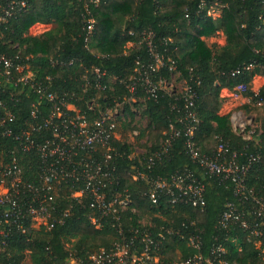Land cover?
I'll return each instance as SVG.
<instances>
[{
    "label": "trees",
    "instance_id": "1",
    "mask_svg": "<svg viewBox=\"0 0 264 264\" xmlns=\"http://www.w3.org/2000/svg\"><path fill=\"white\" fill-rule=\"evenodd\" d=\"M202 2L224 6L221 17L208 16L207 9L200 10ZM30 10L6 25L0 26V55L10 57L20 55L28 62L36 82L47 87L48 93L56 97L55 102L64 101L74 105L89 124L99 119L100 107L124 103L126 121L121 122L111 145L115 154L112 167L115 168L114 184L107 190L109 199L119 196L129 203L123 214V227L128 234L131 230H149L153 234L163 228L178 230L179 235L170 237L162 246V257L168 262L188 259L196 254L189 246V237H197L208 249L215 240L222 242L227 236L237 235L238 245L227 242L228 260L236 264H264L254 241H249L242 230L235 234L221 228V221L229 204L240 205L241 199L235 195L234 184L223 182L218 177H205L201 169L191 159L188 149L189 137L184 133L185 126L179 119L186 115L184 95L177 91L162 89L157 99H146L140 89L137 103H132L127 88L138 63L152 62L146 44H140L144 32H153L154 43L160 54L177 62V71L196 92V112L201 121L193 143L200 155H212L215 147L223 142L231 152L240 155V163L250 158H258L245 177L248 189L264 196V107L244 105L241 109L255 114V131L252 141L246 142L233 131L231 116H220L223 106L221 92L234 91L243 85V97L255 102L264 97V87L256 94L252 90L255 77L264 78V0H102L96 8L91 0H29ZM95 17L97 26L87 47L85 38L87 9ZM55 27L41 35L30 36L29 29L36 25ZM131 33L133 35H131ZM223 33L224 47H209L204 38L209 39ZM133 44L131 49L127 44ZM18 46V48H16ZM76 60L74 66L61 69L54 63ZM82 64V66H81ZM256 65L254 70L245 68ZM91 67L107 72L115 84L101 93L96 90L94 77L88 75L87 85L84 75ZM240 73L233 76L234 72ZM173 74L162 69L156 82L172 83ZM192 76L196 82H191ZM109 81V80H108ZM123 82V83H122ZM20 92V91H19ZM18 92V93H19ZM9 111L16 117L15 124H8L14 132L21 129L31 118L32 105L39 103L38 95L25 92L17 95L19 103L6 96ZM97 99L99 105L94 111L90 104ZM54 104L43 100L38 107L40 118L46 120L53 114ZM66 111V110H65ZM138 112V114H136ZM243 112V111H241ZM75 115V113H70ZM4 112L0 111V120ZM140 116V120L137 117ZM257 126L256 128V124ZM182 131L166 150V140L170 138V127ZM250 130V129H249ZM138 131L141 148L145 154L133 157L134 144L129 143L130 133ZM0 130V162L14 156L24 169V180L38 182L41 175V162L36 155L25 154L19 143L2 136ZM43 137L53 138V128L43 132ZM158 152L160 160L148 169V160ZM96 157L100 158L99 155ZM142 171L147 178L171 181L175 175L196 172L205 183L203 210L190 204L167 206L160 202L155 205L149 199V187L145 181H135L136 171ZM79 186H84L80 184ZM57 203L61 209L70 211L64 226L53 231H39L27 225V233L15 235L9 240L6 258L11 264H71L72 260L88 262L89 257L103 249H109L118 235L107 225L96 229L89 221L93 214L88 198L79 205L65 200L74 191L71 185H62ZM131 238V234H128ZM49 249V250H48ZM27 251H29L27 253Z\"/></svg>",
    "mask_w": 264,
    "mask_h": 264
},
{
    "label": "built area",
    "instance_id": "2",
    "mask_svg": "<svg viewBox=\"0 0 264 264\" xmlns=\"http://www.w3.org/2000/svg\"><path fill=\"white\" fill-rule=\"evenodd\" d=\"M101 2L102 0H91L96 8ZM199 9L202 11L207 9L208 16L212 17L217 13L221 15L224 6L219 3L210 5L202 2ZM29 10V0H0V26L8 24ZM86 12L84 30L88 47L95 34L97 21L89 9ZM154 38L153 32L142 34L140 44L147 45L152 62L137 64L134 75L127 84L132 96L131 101L133 104L137 103L140 89L147 96L142 101L157 99L159 91L163 88L174 92L178 90L184 95L186 115L181 117L179 122L185 126L184 133L189 137L188 149L191 159L205 177H218L223 182L231 181L234 184L235 195L241 199L238 206L228 205L221 221V228L228 230L229 234H235L239 229L245 232L249 241H254L264 263V196L253 189H248L245 183L247 173L258 162V158L252 157L242 164L240 155L231 152L229 146L223 142L215 147L212 155H200L193 143L201 123L195 106L196 92L187 81H182V86L178 85L177 81L181 78V73L177 71V62L171 57L166 58L160 54ZM133 46L132 44L131 47ZM30 59L24 60L20 55L14 57L0 55V111L4 112L0 120L1 134L19 143L25 154L36 155L41 162L38 182L24 180V169L14 154L12 159L0 162V264H11L10 259L5 257L8 253L9 240L15 235L26 234L27 225L37 231L40 229L53 231L56 227L66 224L70 211L61 209L60 204L57 203L58 189L62 185H71L74 190L70 196H64L65 200L81 205L84 203L83 200L90 199L93 214L89 216V221L96 229H102L107 225L118 235V239L109 249L92 254L87 263L72 260L71 264H236L228 260L225 244L231 242L238 245L237 235L233 238L227 236L222 242L216 239L215 244L205 250L199 238L189 237V246L196 251V254L188 259L180 258L173 262H168L162 257V246L170 237L178 236V230L163 228L155 235L149 230L132 229L128 233L132 235L130 238L123 227V214L128 209V201L119 196L109 199L107 194V190L115 182L113 176L115 168L111 165L115 154L111 140L120 139L117 131L121 122L126 121L123 109L126 102H119L113 108L109 105L106 108L100 107L99 119L89 124L86 117L74 105H68L64 101L55 102V95L49 94L47 87L36 82V77L28 63ZM76 63L77 61L72 59L54 64L63 69ZM255 66H247L245 70H254ZM164 68L173 74V83L170 85L156 82L157 74ZM86 72L84 80L87 85L90 83L88 75L91 74L96 83V90L101 93L115 84V79L110 78L107 72L99 68L91 67ZM239 73V71L234 72L233 76ZM192 81L197 85L199 83L193 76ZM25 90L38 95L39 103L32 105L30 120L20 133H16L11 126L8 127V124L16 123V117L8 109L6 96L11 94V101L15 100L18 104L17 95ZM234 91L233 96L242 99L243 106L247 104L256 108L264 107V97H258L255 102L243 97L245 86L241 85ZM43 100L54 104L53 114L46 120L40 118L38 109ZM96 100L90 104V109L93 111L99 107ZM239 112L231 116L233 131L243 137L244 141L250 142L255 134L253 119L246 120L243 116L245 121H242L241 114H245ZM51 128H53V138L43 137V132L50 131ZM170 130V138L166 140L164 153L171 146L172 140L181 137L182 131L173 126ZM132 138L137 140L139 132L135 131ZM144 154L145 152L142 154L135 152L133 157ZM160 159V153L155 152L148 160V169L151 170L156 163L155 160ZM195 173L187 171L183 175H175L169 182L164 179L147 178L146 174L139 170L132 176L135 181L146 182L149 187V199L155 205L160 202L171 207L190 204L195 209L203 210L206 206V186ZM80 184L84 186H79Z\"/></svg>",
    "mask_w": 264,
    "mask_h": 264
},
{
    "label": "rangeland",
    "instance_id": "3",
    "mask_svg": "<svg viewBox=\"0 0 264 264\" xmlns=\"http://www.w3.org/2000/svg\"><path fill=\"white\" fill-rule=\"evenodd\" d=\"M212 17L217 20L221 17V15H220V13H217V14L212 15ZM54 27H55V24H51V25H48L46 27L33 28L32 30H29V35L30 36H40L42 34H45L49 31H51ZM203 40H205V42L207 43V45L209 47H212L214 45L224 47L226 45L225 44L226 43V37L224 36L223 33H219L216 37H213V38H209V39L204 38ZM131 46H132V44L126 45V47L128 49H131L132 48ZM261 78L260 79L254 78L255 80H253L252 90L255 93H258L259 90L264 87V79H261ZM178 85L182 86L183 83L179 81ZM233 94H235V91L223 90L221 92L220 96L223 100V106L221 108L220 114L223 116H225V115L227 116L229 114L240 113L239 111H243L245 115L241 114L242 121H245L244 117L246 118V120L251 118V117L254 118V116H255L254 113L249 114L248 111H244V109L243 110L241 109V107H243V104H244L243 100L237 99L235 96H233ZM140 119H141L140 116H138L137 120L139 121ZM255 126L257 128V126H259V123H258V125L256 124ZM132 136H133V132L130 133V137L128 139L129 143L134 144L136 154H142L144 152V150L141 148V146L146 144V140L143 139L139 143L138 140H134L132 138ZM24 264H30L28 259L24 262Z\"/></svg>",
    "mask_w": 264,
    "mask_h": 264
},
{
    "label": "crops",
    "instance_id": "4",
    "mask_svg": "<svg viewBox=\"0 0 264 264\" xmlns=\"http://www.w3.org/2000/svg\"><path fill=\"white\" fill-rule=\"evenodd\" d=\"M46 26H48V25H42V24H39V23H38V24L32 26L29 30H32L33 28H37V27L40 28V27H46ZM42 35H43V34H42ZM40 36H41V35H40ZM225 44H226V43H225ZM222 47H223V46H222ZM255 78H259V79H260L261 77H255ZM261 79H264V78H261ZM254 80H255V79H254ZM220 116H223V115L220 114ZM225 116H226V115H225Z\"/></svg>",
    "mask_w": 264,
    "mask_h": 264
}]
</instances>
